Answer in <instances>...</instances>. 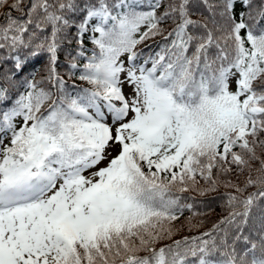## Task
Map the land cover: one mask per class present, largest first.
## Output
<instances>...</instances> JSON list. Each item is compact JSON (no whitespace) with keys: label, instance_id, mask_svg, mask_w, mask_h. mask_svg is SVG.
<instances>
[{"label":"snow or ice","instance_id":"6c2138e0","mask_svg":"<svg viewBox=\"0 0 264 264\" xmlns=\"http://www.w3.org/2000/svg\"><path fill=\"white\" fill-rule=\"evenodd\" d=\"M0 264H264V0H0Z\"/></svg>","mask_w":264,"mask_h":264},{"label":"trees","instance_id":"16d2710c","mask_svg":"<svg viewBox=\"0 0 264 264\" xmlns=\"http://www.w3.org/2000/svg\"><path fill=\"white\" fill-rule=\"evenodd\" d=\"M13 15H19V13L14 12ZM73 47H74V45H73ZM68 50L70 51L71 49H68ZM60 60H61L62 64L65 63L66 57H65L64 52L61 53ZM41 66H42V64L38 65V67H41ZM61 70L63 71V69H61ZM221 191H223V190H221ZM212 207H213L214 211H209L206 208L201 209V210L206 212V216L198 218V219H203L205 221L204 226H203V228L200 229V231H205V230L211 228L212 224L219 218L220 211H221L220 202L217 201L215 204L212 205ZM185 215L187 216L188 213H185ZM193 222L195 223L196 221H193ZM196 234H198V233L195 231L189 232L187 229H185L181 233V235H196ZM176 238L178 239V238H180V236H177Z\"/></svg>","mask_w":264,"mask_h":264}]
</instances>
